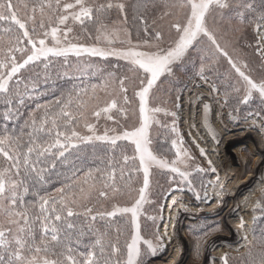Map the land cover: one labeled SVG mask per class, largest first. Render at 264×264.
<instances>
[{
  "label": "snow or ice",
  "instance_id": "obj_1",
  "mask_svg": "<svg viewBox=\"0 0 264 264\" xmlns=\"http://www.w3.org/2000/svg\"><path fill=\"white\" fill-rule=\"evenodd\" d=\"M242 43L264 70V0L259 9L253 0H0V264H145L163 250L170 237L165 204L152 196L155 170L176 185L163 196L169 212L177 204L171 191L210 202L219 176L204 148L197 144L207 168L184 146L177 113L165 107L178 109L180 96L161 99V86L191 64L231 119L246 113L264 129V71L254 76L236 55ZM97 71L98 81L86 84ZM61 78L71 87L50 83ZM26 99L34 107L23 113ZM256 99L258 112L241 108ZM210 110L205 104L203 124L218 144ZM161 115L172 117L171 127ZM154 127L166 130L167 152L152 147ZM208 172L216 183L201 179L198 189L196 176ZM126 194L132 198L121 204ZM261 216L264 183L253 224ZM239 226L246 228L243 217ZM252 232L243 237L245 264H264V231Z\"/></svg>",
  "mask_w": 264,
  "mask_h": 264
},
{
  "label": "rangeland",
  "instance_id": "obj_2",
  "mask_svg": "<svg viewBox=\"0 0 264 264\" xmlns=\"http://www.w3.org/2000/svg\"><path fill=\"white\" fill-rule=\"evenodd\" d=\"M248 31L251 35H253L251 29H248ZM253 39H251V41ZM193 56L195 57V54H193ZM240 58L247 59L249 61L253 68L252 74L254 76H258L262 73V71H264L261 70L259 66V59L254 55L252 48H249L247 54L245 53L244 56ZM195 63L198 64L199 61L195 60ZM253 64H256V69L254 68L255 66ZM223 66H226L228 70L226 62L221 59L218 67L221 68ZM188 68L190 70L187 72V74H185L184 71L178 73V76L174 78L173 84H168L165 82V84L161 86V91L158 95L161 99L168 100V94H170L169 90L171 87L173 88L176 79H179V86L177 88L178 91H172L171 99L174 100L175 96L179 95L180 107L178 109L175 108L174 103L171 101L168 102L165 107H167L170 111H175L177 113L176 124L179 132L183 136L184 146L196 158L197 163L207 168V160L200 156L199 148H197V146L194 145L192 141V135L198 132V127L193 125L194 119L191 118V121L189 122L187 120L189 118L187 115L188 108L187 103L185 104L184 98L186 97L187 92H189L193 87L195 88L198 86L205 88L209 92L211 91L209 85L200 80L195 75V71L191 70V64L188 65ZM219 74L221 73L219 72ZM180 75L182 77H180ZM212 95L214 94L212 93ZM219 99H223V91L221 92ZM210 101L216 102L213 99ZM216 105H219L220 116L224 117L222 122L226 124H233V126L236 128L235 130L244 128V125L247 121L257 120L253 117H247L246 113L244 115L237 113L235 114L237 119L234 121L229 117L230 109L228 107L222 108V106L217 102ZM261 107L262 106L260 105L258 99L248 106H241L242 109L247 108L253 113L258 112ZM191 110L193 111L194 108L191 107ZM160 119L167 121L169 123V127H171L172 117L161 115ZM220 120L221 119L219 118L218 121ZM222 122L220 123L222 124ZM254 127L257 130H260L259 132H262L261 137L264 139V129H261L256 125H251V129ZM158 130L163 131V135H167L165 129L154 127L152 130L153 140L156 139ZM240 132L243 131H234L229 133L227 136L236 135ZM261 137L256 138L253 134V144L248 142H234L231 148L228 145H223V147L225 146L224 150L229 155H227V157L230 158L228 160L231 161L229 166L224 163L225 160L223 158L218 159L220 162L217 160L214 161L215 157L219 156V154L215 153V151L212 149V151L205 149L209 153L208 159L212 160L213 166L217 169L216 174L219 176V183L217 186L214 188L208 187L207 189V197L210 202H205L204 199L197 200L194 194L188 190H184L183 192L173 190L171 191V196L176 197L177 204L174 205L172 211L169 212L167 205L170 204L171 197L164 199L163 196L170 189H175L176 185L170 182L168 175L161 172L160 170H155V174H159L163 178L155 201L165 204V210L163 213L165 222L168 225L172 222L171 234H175L178 241L171 238L170 242V240L166 239L163 250L159 251L154 257H146L145 264H174L172 262L174 259L175 250L178 247H183L184 244L188 245L189 247V251H187L188 254L182 249L179 255L180 258L177 259L175 264H191L189 262L190 259L192 260V264H223V257L227 256L229 260L231 257H237L241 255L246 250L247 242L243 240V237L247 235L249 240L252 239V229L254 225L252 222V213L254 209V202L258 197L257 194L254 202L251 204L252 199L249 194L255 190L260 181L262 182L264 178V157L263 164L259 167V169H257L258 150L256 149V143L258 140H261ZM160 146H162V144ZM199 147L202 148L201 145H199ZM168 148H170V144L168 145ZM162 151H165V149H162ZM222 153L224 154V152ZM168 155H171V153L169 152ZM216 174L208 172L206 175H197L195 180L197 188L199 189L201 179H203L205 185L208 184L209 180L215 184ZM249 175H254L255 179L250 180L252 177ZM153 179L154 176L152 177V185ZM222 185H224V187ZM216 189H221L225 195L221 201H218V199H216L217 201H212L214 197L210 195L216 192ZM241 189L244 190L242 192H238L241 191ZM201 195L203 196V192ZM245 197L248 198L247 201H245ZM245 204L247 206H245ZM148 205L150 206L151 214H155V204L149 203ZM214 206H216L215 209H212ZM233 206L234 208H232ZM256 215H261L258 209L256 210ZM169 216H171L170 220ZM241 217H243L244 221L246 222V229L244 232L232 229L234 222H240ZM261 217L263 218L264 216ZM161 231L163 232V226H161ZM170 232L171 230L168 229L169 236H171ZM186 255H189L188 259Z\"/></svg>",
  "mask_w": 264,
  "mask_h": 264
},
{
  "label": "bare ground",
  "instance_id": "obj_3",
  "mask_svg": "<svg viewBox=\"0 0 264 264\" xmlns=\"http://www.w3.org/2000/svg\"><path fill=\"white\" fill-rule=\"evenodd\" d=\"M198 94H203L204 95V98L202 99L201 102L196 101V96ZM209 96H213L211 92L207 91L205 88L197 86L195 88L194 87L191 88L190 91L187 92L186 97L184 98L185 104L187 103V108H188V114L187 115L189 116V118L187 120L189 122V121H191V118L194 119V124L193 125L198 127V129H197L198 132H196L195 134L192 135V138H193L192 141H193L194 145L197 146V144H199V145H201L202 148L208 149V151L214 150L215 153L219 154V156L215 157L214 161H216V160L219 161L218 159H220V158L222 159L223 158L225 160L224 163H226L229 166L231 161L228 160L230 158L227 157L228 154L224 150L225 146L223 147V145H228L231 148L234 142L235 143L248 142V143H252L253 144L254 143L253 134H254V136L256 138H260L261 135H262V132H259L260 130H257L255 127L253 129H251V125H256V126L259 127V124H258L257 120L247 121L246 124L244 125L245 127L242 128V129H239V130H235L236 129L235 126H233V124H231V123H228V124L223 123L222 121L224 120V117L220 116L219 105H216V102H212L213 103V105H212V107H213V122L215 124V128L218 130V132L220 134L219 143L216 144L211 138H209L208 134L205 132V130L202 128V125H201L202 104L204 102H206V101H209ZM191 107L194 108L193 111L191 110ZM217 117H218V119L220 118L221 120L218 121ZM220 122H222V124ZM234 131H243V132H240V133H238L236 135L227 136V135H229V133L234 132ZM256 145H257L256 149L258 150V152H257V155H258V158H257L258 168L257 169H259V167L263 164L264 139L261 137V140H258ZM222 152H224V154ZM249 176L252 177L250 180L255 179L254 175L253 176L249 175ZM250 180H249V182H250ZM262 183H264V178H263L262 182L260 181V183L255 188V190L253 192H251V194H249L251 196V199H252L251 200V204L254 202L257 194L259 193V190H260V188L262 186ZM222 186L224 187V185H222ZM244 189H241V191H238V192H242ZM210 196L214 197L212 199V201H217L216 199H218V201H221L224 198L225 195H224L223 191L221 189H219L216 192H214L213 194H211ZM234 206H235V204H234ZM234 206L232 208H234ZM215 207L216 206H214L212 209H215ZM235 223L236 222H234V226H233L232 229L240 230L241 232L245 231L246 228L245 229H241L240 228V226H239L240 222H238L236 224ZM171 224H172V222L169 223V225H168V229L171 230V232H170L171 236H169L170 237V242H171V238L177 240V236L175 234H171L172 233V225ZM230 229H231V227H230ZM182 249L185 250L186 252L189 251L188 245L184 244L183 247H178L175 250L174 259H173L172 263L175 264L177 259L180 258L179 255H180ZM187 254H188V252H187ZM188 258H189V255L187 256V259ZM189 262L192 264V260L191 259H190Z\"/></svg>",
  "mask_w": 264,
  "mask_h": 264
},
{
  "label": "trees",
  "instance_id": "obj_4",
  "mask_svg": "<svg viewBox=\"0 0 264 264\" xmlns=\"http://www.w3.org/2000/svg\"><path fill=\"white\" fill-rule=\"evenodd\" d=\"M253 3L256 5L257 9L260 8L261 6V0H253ZM250 29V28H249ZM247 39L248 41H251V39H253V35H251L248 31V35H247ZM248 47L245 43H242L240 48L237 50V54L239 57H242L244 56V54L248 52ZM88 58H85V60H87ZM91 61L94 62L95 66L97 69H100V68H106L107 67V62L105 61H101L99 59H95V58H91ZM256 69V64H253ZM218 71L221 73V74H225L228 70L226 68V66H223V67H218ZM180 77H182L180 75ZM99 79V73L97 71V73L95 75H92V76H87L85 75L84 77V81L86 84L88 83H96ZM55 83L59 86H63L65 88H68V87H71V83L67 82L65 79H55L54 81H50V83ZM77 84L80 83L79 80L75 81ZM179 86V79L177 78L176 79V82L175 84L173 85V88H178ZM41 87H43V84H41ZM173 88L171 87V89L169 90V93L171 94L172 91H173ZM51 90H49L48 94L45 95V96H41L39 97V99L41 100V102L47 100L50 96H51ZM32 107H34V101L33 100H29V99H26L25 101V105L22 106V112L23 113H27ZM2 111H3V106L0 105V116H2ZM164 132L163 131H157V134H156V139L153 140V148H161V149H165V152H167V149H168V145L167 146H160L162 144V141L160 140V138L162 136H165L163 135ZM160 141V142H158ZM59 177H55L53 178V182L49 185H47L46 187L48 189H52L54 186H56L59 182ZM162 176H160L159 174H155L154 175V179H153V187H152V195L154 197V199H156L157 197V194L159 192V189H160V186H161V183H162ZM134 192L132 193V197H134ZM132 197H129L127 194L124 195L123 197L120 198V203L121 204H127ZM145 209L148 210L149 213H151L150 211V206L147 204L144 206ZM142 222H143V218H142ZM150 223V221H149ZM253 228L255 229V235L257 237H259L262 233V231H264V217L259 220H257L255 222V224L253 225ZM145 235H147V233H144ZM128 233L125 232L123 236H121V243H123L124 239L127 237ZM247 259V248L246 250L239 256L237 257H231L229 258L228 260V264H245V261Z\"/></svg>",
  "mask_w": 264,
  "mask_h": 264
},
{
  "label": "water",
  "instance_id": "obj_5",
  "mask_svg": "<svg viewBox=\"0 0 264 264\" xmlns=\"http://www.w3.org/2000/svg\"><path fill=\"white\" fill-rule=\"evenodd\" d=\"M203 98H204V95L203 94H198L196 96V101L201 102ZM209 99L211 100L212 99V96H209ZM210 100L209 101H206V102H204L202 104V109H201V125H202V128L205 130V132L208 134L209 138H211L210 134L205 129L204 124H203V121H204V105L205 104H208V105H210V109H211L210 112H209V115H208V119H209L210 126L215 131L216 135L218 137H220V134H219L218 130L215 128V124L213 122V107H212V103H211Z\"/></svg>",
  "mask_w": 264,
  "mask_h": 264
}]
</instances>
